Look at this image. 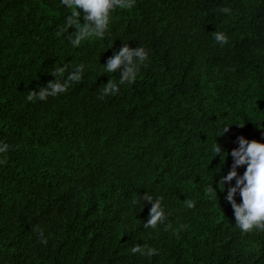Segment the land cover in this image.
Here are the masks:
<instances>
[{
    "label": "trees",
    "instance_id": "1",
    "mask_svg": "<svg viewBox=\"0 0 264 264\" xmlns=\"http://www.w3.org/2000/svg\"><path fill=\"white\" fill-rule=\"evenodd\" d=\"M70 14L0 0V264H264V229L242 233L226 200L235 178L219 187L238 137L264 142V0H135L75 48ZM124 44L149 60L101 99ZM65 64L82 80L30 101ZM145 193L163 198L156 228Z\"/></svg>",
    "mask_w": 264,
    "mask_h": 264
},
{
    "label": "clouds",
    "instance_id": "2",
    "mask_svg": "<svg viewBox=\"0 0 264 264\" xmlns=\"http://www.w3.org/2000/svg\"><path fill=\"white\" fill-rule=\"evenodd\" d=\"M61 3L71 10V14L66 17V31L69 28L75 29V35L71 39L72 46L78 47L81 42L90 37L104 38L109 30L112 14L117 9H130L133 7L135 0H61ZM82 9L85 15L80 22V11ZM225 12L228 9H224ZM214 39L221 46L228 43V37L223 32H214ZM112 48V47H110ZM149 60V52L144 47L132 48L124 44L114 55L108 59L104 66V73H119L118 81L108 80L104 83L101 90L100 98L108 95H116L120 86L133 84L138 77L142 65ZM70 65L65 64L63 67H57L51 73L55 77L54 81H49L46 87H40L38 91H31L28 96L30 101L39 99L46 101L48 97H57L66 93L71 82H80L84 73V65H77L69 72ZM67 76L65 78V74ZM220 131L225 134L229 131L227 126H223ZM222 134V135H223ZM220 136V135H217ZM238 147L232 149L230 155L233 158L231 170L223 176L219 182V187L223 189L226 183H231L235 178L234 186L227 190L226 200L234 209L235 224L242 233H250L254 229H264V142L257 140H248L244 136L238 137ZM9 150V145L0 142V153ZM214 158L220 156L223 164L228 153L215 143L212 149ZM227 153L224 157L223 154ZM246 170L242 175L238 174L237 169L245 166ZM213 188V186H212ZM212 188L209 192H212ZM239 193L242 202L237 203L235 197ZM217 194V193H216ZM143 202L151 204L149 218L145 227L156 228L163 224L167 215L163 206L162 197H154L148 193L143 196ZM188 208L194 207L191 200L186 201ZM47 243L46 239H42ZM139 251L138 247L133 248V252Z\"/></svg>",
    "mask_w": 264,
    "mask_h": 264
}]
</instances>
